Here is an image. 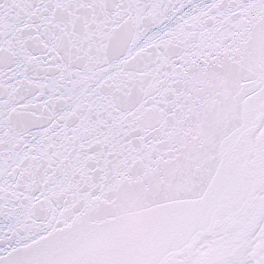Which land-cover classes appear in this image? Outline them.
<instances>
[{
  "label": "snow or ice",
  "instance_id": "6c2138e0",
  "mask_svg": "<svg viewBox=\"0 0 264 264\" xmlns=\"http://www.w3.org/2000/svg\"><path fill=\"white\" fill-rule=\"evenodd\" d=\"M0 264H264V0H0Z\"/></svg>",
  "mask_w": 264,
  "mask_h": 264
}]
</instances>
